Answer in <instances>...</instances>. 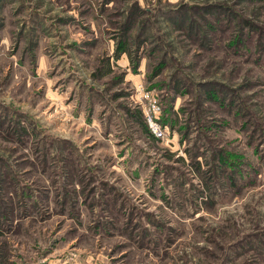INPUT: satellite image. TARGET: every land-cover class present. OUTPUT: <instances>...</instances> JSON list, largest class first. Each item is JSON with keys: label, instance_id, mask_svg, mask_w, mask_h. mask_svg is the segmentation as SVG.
Masks as SVG:
<instances>
[{"label": "rangeland", "instance_id": "1", "mask_svg": "<svg viewBox=\"0 0 264 264\" xmlns=\"http://www.w3.org/2000/svg\"><path fill=\"white\" fill-rule=\"evenodd\" d=\"M0 264H264V0H0Z\"/></svg>", "mask_w": 264, "mask_h": 264}, {"label": "built area", "instance_id": "2", "mask_svg": "<svg viewBox=\"0 0 264 264\" xmlns=\"http://www.w3.org/2000/svg\"><path fill=\"white\" fill-rule=\"evenodd\" d=\"M135 104L140 108L150 133L157 139L168 138L169 128L164 122L163 101L161 96L152 89L144 86L143 82H136Z\"/></svg>", "mask_w": 264, "mask_h": 264}, {"label": "trees", "instance_id": "3", "mask_svg": "<svg viewBox=\"0 0 264 264\" xmlns=\"http://www.w3.org/2000/svg\"><path fill=\"white\" fill-rule=\"evenodd\" d=\"M110 70H108V71H106V72H104V73H108ZM137 114L138 115H140L141 117H143V114H142V112H141V110H139V111H137ZM144 118V117H143ZM164 122H166V118L164 117ZM144 123H146L145 121H144ZM146 129H147V131L149 132V134H151L150 133V131H149V128L146 126ZM152 135V134H151ZM154 137V136H153ZM155 138V137H154Z\"/></svg>", "mask_w": 264, "mask_h": 264}]
</instances>
